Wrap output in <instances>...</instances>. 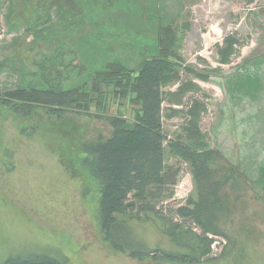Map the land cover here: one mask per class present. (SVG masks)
<instances>
[{
  "label": "rangeland",
  "instance_id": "rangeland-1",
  "mask_svg": "<svg viewBox=\"0 0 264 264\" xmlns=\"http://www.w3.org/2000/svg\"><path fill=\"white\" fill-rule=\"evenodd\" d=\"M102 1L111 10L98 19L105 38L93 47V42L74 47L75 72L80 69L83 74L93 56L100 60L94 53L99 50L107 52L109 60L133 65L131 59H137L138 50L148 43L145 35L150 38L155 26V19L150 20L152 7L160 23L178 29L182 67L206 78L182 73V81L197 87V93H189L184 103L193 98L205 104L201 131L209 161L228 177L226 238L216 240L217 260L207 264H264V0L251 4L246 0ZM81 2L65 0L63 5L85 18ZM9 4L0 0V64L5 63L0 67V91L14 87L20 71L36 72L35 63L57 52L56 45L35 42L34 34L27 32L35 20L31 5L14 0L17 18L23 23L14 30L11 25L17 19L8 22ZM133 7L143 13L134 16ZM227 36H235L242 46L229 65H222L216 48ZM62 57L68 62L71 56L66 52ZM69 77L77 78L73 73ZM74 80L66 83L73 85ZM179 86L171 92L176 93ZM162 108L163 134L173 139L185 120L180 113L183 108L176 96ZM69 109L56 119L38 109L19 116L0 107V262L14 254L48 253L64 264H171L131 259L102 242L96 222L97 186L80 166L78 145L107 138L114 116L131 121L134 105L109 95L102 112L93 106L87 114ZM165 166L178 170L173 200L182 205L194 195L188 167L168 155ZM126 222L148 250L177 251L154 218Z\"/></svg>",
  "mask_w": 264,
  "mask_h": 264
},
{
  "label": "trees",
  "instance_id": "trees-1",
  "mask_svg": "<svg viewBox=\"0 0 264 264\" xmlns=\"http://www.w3.org/2000/svg\"><path fill=\"white\" fill-rule=\"evenodd\" d=\"M51 1L24 0L35 15L26 30L34 34L35 42L56 45L57 52L35 63L36 72L20 71L17 84L0 91V107L19 116H28L38 109L59 119L69 108L87 114L93 106L95 111L102 112L109 95L120 103L133 104L131 121L114 116L107 138L98 137L78 145L80 166L97 186L96 222L102 242L114 252L140 261L215 262L216 240L226 238L223 224L229 208L224 189L228 177L222 176L209 161L210 152L201 131L205 104L193 98L184 103L189 93H197V87L191 81H182V73L203 81L206 78L182 67L177 52L178 29L170 23H160L157 9L152 7L150 20L155 19V26L150 30V38L145 35L148 43L138 50L137 59H131L133 65L109 60L107 52L99 50L94 53L100 55V60L90 58L82 74L72 66L76 48L91 42L90 47L100 44L105 28L98 24V19L111 10L105 9L102 0H82L79 8L83 19L74 9L65 8V0L50 4ZM9 2L8 22L13 17L18 20L14 0ZM251 2L246 0V4ZM124 8L127 9L125 5ZM141 13L133 7L134 16ZM17 20L11 25L14 30L23 27L19 20L16 24ZM66 44L70 49H66ZM241 46L235 36L224 38L216 48L219 63L229 65ZM66 52L71 56L68 62L62 57ZM3 65L0 64L1 70ZM71 73L77 76L75 80L68 78ZM72 79L73 85L66 83ZM176 84L180 86L173 94L171 89ZM174 96L179 99L185 120L179 133L167 139L162 131V105ZM167 155L185 163L192 178L194 195L182 205L174 204L178 170L166 168ZM149 217L160 222L163 234L177 251L148 250L134 238L126 219L146 221ZM0 264L64 263L48 253H20L9 255Z\"/></svg>",
  "mask_w": 264,
  "mask_h": 264
}]
</instances>
